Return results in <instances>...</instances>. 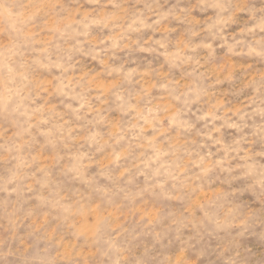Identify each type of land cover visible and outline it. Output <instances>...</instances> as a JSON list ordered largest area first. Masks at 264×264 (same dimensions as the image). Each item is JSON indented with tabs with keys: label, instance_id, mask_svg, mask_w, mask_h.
I'll list each match as a JSON object with an SVG mask.
<instances>
[{
	"label": "clouds",
	"instance_id": "1",
	"mask_svg": "<svg viewBox=\"0 0 264 264\" xmlns=\"http://www.w3.org/2000/svg\"><path fill=\"white\" fill-rule=\"evenodd\" d=\"M0 264H264V0H0Z\"/></svg>",
	"mask_w": 264,
	"mask_h": 264
}]
</instances>
